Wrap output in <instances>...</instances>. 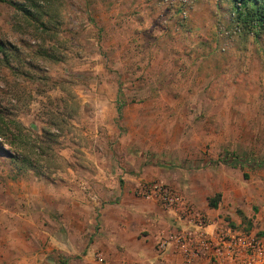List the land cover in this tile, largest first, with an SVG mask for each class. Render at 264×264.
Here are the masks:
<instances>
[{
	"label": "rangeland",
	"instance_id": "obj_1",
	"mask_svg": "<svg viewBox=\"0 0 264 264\" xmlns=\"http://www.w3.org/2000/svg\"><path fill=\"white\" fill-rule=\"evenodd\" d=\"M202 168L250 231L264 0H0V264H141L133 214L206 223L178 190Z\"/></svg>",
	"mask_w": 264,
	"mask_h": 264
},
{
	"label": "crops",
	"instance_id": "obj_2",
	"mask_svg": "<svg viewBox=\"0 0 264 264\" xmlns=\"http://www.w3.org/2000/svg\"><path fill=\"white\" fill-rule=\"evenodd\" d=\"M230 176L231 173L229 174L224 171L223 174L221 169L202 168V170L200 169L196 173L193 172L189 176V180L184 181L178 187L182 199L186 203L192 204L198 214L206 215L205 218H207V221L204 223L203 228L207 232H211L216 224L225 222L224 220L227 217L230 222L236 225L243 224L242 218L231 211L236 205L235 201L239 196L236 192L237 186ZM215 193L220 195V201L217 203L216 208H210L208 206V199L213 198L212 196ZM259 205L262 207V211L254 214V218L245 211L244 217L250 219V226L252 225L250 231L264 238V203ZM128 216L127 219L132 217L130 215ZM133 216L136 219L135 224L141 230H146L143 234H140V231H138L134 236V242L137 244V248L135 247L136 249L133 251V255L141 264H209L203 257L195 259L190 256H185L176 247L174 241H165L166 245L163 247V250H157L155 247L157 240L161 236H164L168 240L169 237H175L176 233L181 230L194 232L198 228L199 221L197 222L196 220L194 222L192 218H183L184 216L181 214L175 213L172 219L166 216L161 217L160 220L163 225L159 229L152 223L154 220L151 219L150 212L149 215L144 213V215L133 214ZM114 225H118V220L114 221ZM138 234L141 236L139 237ZM123 240L125 241V239ZM119 241L121 244L125 243L121 239ZM114 249H116L115 246Z\"/></svg>",
	"mask_w": 264,
	"mask_h": 264
},
{
	"label": "built area",
	"instance_id": "obj_3",
	"mask_svg": "<svg viewBox=\"0 0 264 264\" xmlns=\"http://www.w3.org/2000/svg\"><path fill=\"white\" fill-rule=\"evenodd\" d=\"M163 201L172 206L178 197L166 194ZM194 232L179 231L175 237L165 241H174L176 247L192 258H205L209 264H264V238L252 231L230 227L226 222L216 224L211 232L203 228V221ZM160 243V250L166 245Z\"/></svg>",
	"mask_w": 264,
	"mask_h": 264
},
{
	"label": "trees",
	"instance_id": "obj_4",
	"mask_svg": "<svg viewBox=\"0 0 264 264\" xmlns=\"http://www.w3.org/2000/svg\"><path fill=\"white\" fill-rule=\"evenodd\" d=\"M222 162L229 164L230 161H228V159H224L222 160ZM219 198H220V195L217 194L213 198L208 199V206L210 208H216Z\"/></svg>",
	"mask_w": 264,
	"mask_h": 264
}]
</instances>
